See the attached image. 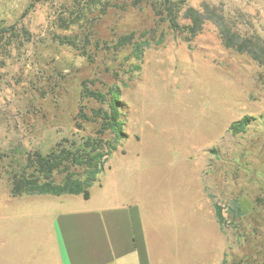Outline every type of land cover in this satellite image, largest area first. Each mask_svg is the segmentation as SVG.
I'll return each mask as SVG.
<instances>
[{"label": "rangeland", "instance_id": "rangeland-1", "mask_svg": "<svg viewBox=\"0 0 264 264\" xmlns=\"http://www.w3.org/2000/svg\"><path fill=\"white\" fill-rule=\"evenodd\" d=\"M184 1L221 7L264 41V0H171L172 10ZM163 12L134 0H0V264H59L55 215L117 203L139 206L150 264H264V67L226 48L214 24L190 34ZM128 34L150 41L139 59L132 44L115 48ZM83 85L116 86L127 136L91 201L12 196L10 174L26 154L99 128L92 110L104 105L83 97ZM244 115L254 120L232 134ZM234 198L245 209L238 219L228 216Z\"/></svg>", "mask_w": 264, "mask_h": 264}, {"label": "trees", "instance_id": "trees-1", "mask_svg": "<svg viewBox=\"0 0 264 264\" xmlns=\"http://www.w3.org/2000/svg\"><path fill=\"white\" fill-rule=\"evenodd\" d=\"M142 1L150 2L156 15H162L164 10V18L173 30L181 28L190 34H196L202 29L204 23L214 24L226 48L245 52L264 67V41H260L256 34H249V31L245 29V23L233 22L223 8L208 3L194 7L184 1L181 12L178 13L172 10L171 0H134V3L138 4ZM180 21L182 25L179 24ZM0 30L6 31V28L1 27ZM133 38V34L120 36L115 43V48L132 44V51L139 59L143 51L150 46V41L142 36L135 40ZM163 38L164 32L160 33L159 41ZM60 41L78 49L83 54L86 53L85 47L81 45L78 47L79 44L73 37H62ZM88 57H90L89 54ZM82 96L92 97L104 105L92 110L93 117L99 120V128L95 134L83 136L82 140L76 144L54 147L45 154L38 151L26 154L23 164L10 174L12 196L81 194L83 198H89V189L104 171V164L116 148V143L127 136L123 131L124 113L116 86H110L105 92H100L83 85ZM79 113L80 116H85L82 111ZM253 120V116L244 115L231 122L228 129L232 134L245 132ZM105 134L108 136L105 137ZM228 207V216L232 219H238L245 213L241 202L236 198L230 200ZM214 211L217 221L224 223L226 217L223 215V206L215 202Z\"/></svg>", "mask_w": 264, "mask_h": 264}, {"label": "crops", "instance_id": "crops-1", "mask_svg": "<svg viewBox=\"0 0 264 264\" xmlns=\"http://www.w3.org/2000/svg\"><path fill=\"white\" fill-rule=\"evenodd\" d=\"M93 187L85 201H91ZM53 231L59 264H150L137 204L87 205L61 211L54 217Z\"/></svg>", "mask_w": 264, "mask_h": 264}]
</instances>
